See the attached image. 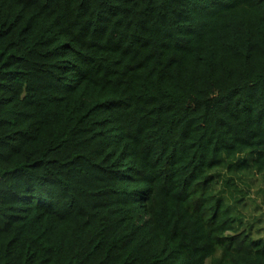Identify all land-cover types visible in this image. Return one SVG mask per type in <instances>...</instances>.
<instances>
[{"label":"trees","instance_id":"obj_1","mask_svg":"<svg viewBox=\"0 0 264 264\" xmlns=\"http://www.w3.org/2000/svg\"><path fill=\"white\" fill-rule=\"evenodd\" d=\"M221 171L264 176V0H0V264H264Z\"/></svg>","mask_w":264,"mask_h":264},{"label":"rangeland","instance_id":"obj_2","mask_svg":"<svg viewBox=\"0 0 264 264\" xmlns=\"http://www.w3.org/2000/svg\"><path fill=\"white\" fill-rule=\"evenodd\" d=\"M217 187L235 210L236 224L254 237L264 236V176L221 171Z\"/></svg>","mask_w":264,"mask_h":264}]
</instances>
